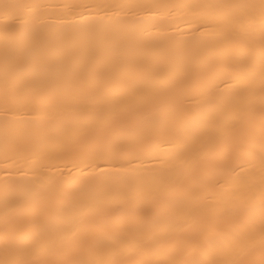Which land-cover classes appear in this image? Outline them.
Masks as SVG:
<instances>
[{"label": "bare ground", "instance_id": "obj_1", "mask_svg": "<svg viewBox=\"0 0 264 264\" xmlns=\"http://www.w3.org/2000/svg\"><path fill=\"white\" fill-rule=\"evenodd\" d=\"M0 264H264V0H0Z\"/></svg>", "mask_w": 264, "mask_h": 264}]
</instances>
